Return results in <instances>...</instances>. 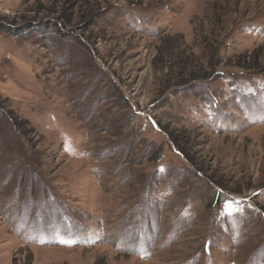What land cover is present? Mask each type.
I'll list each match as a JSON object with an SVG mask.
<instances>
[{
	"label": "rangeland",
	"instance_id": "374dc122",
	"mask_svg": "<svg viewBox=\"0 0 264 264\" xmlns=\"http://www.w3.org/2000/svg\"><path fill=\"white\" fill-rule=\"evenodd\" d=\"M0 264H264V0H0Z\"/></svg>",
	"mask_w": 264,
	"mask_h": 264
},
{
	"label": "snow or ice",
	"instance_id": "6c2138e0",
	"mask_svg": "<svg viewBox=\"0 0 264 264\" xmlns=\"http://www.w3.org/2000/svg\"><path fill=\"white\" fill-rule=\"evenodd\" d=\"M227 207L229 209V214H231V211L233 210V206L231 204H229Z\"/></svg>",
	"mask_w": 264,
	"mask_h": 264
}]
</instances>
